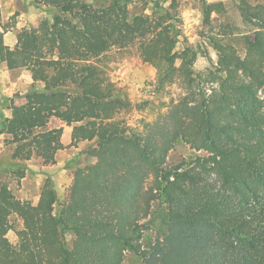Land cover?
I'll return each instance as SVG.
<instances>
[{
    "label": "trees",
    "instance_id": "trees-1",
    "mask_svg": "<svg viewBox=\"0 0 264 264\" xmlns=\"http://www.w3.org/2000/svg\"><path fill=\"white\" fill-rule=\"evenodd\" d=\"M141 1L151 13L131 12V0H33L51 18L0 42V64L32 80L0 118L10 159L54 164L65 146L52 119L73 124L68 145L86 142L88 158L51 216L48 174L36 202L0 180V264H127V253L138 264H264V0H232L239 24L207 37L217 59L205 73L192 45L176 49L177 1ZM224 7L202 0V21ZM123 44L155 68L158 90L182 82L153 121L129 124L135 103L108 75L105 57ZM180 143L197 153L168 161Z\"/></svg>",
    "mask_w": 264,
    "mask_h": 264
},
{
    "label": "rangeland",
    "instance_id": "rangeland-1",
    "mask_svg": "<svg viewBox=\"0 0 264 264\" xmlns=\"http://www.w3.org/2000/svg\"><path fill=\"white\" fill-rule=\"evenodd\" d=\"M176 1L183 30V36L177 43L176 49L181 50L185 42L192 45L197 51L194 69L197 72L205 73L206 70L212 68L217 59L207 37L210 34L218 33L220 25L230 23L236 26L239 24L232 0L209 1H222L225 4L224 11L219 14H211L212 20L209 24L202 21V0ZM129 8L131 12L135 13H151L150 3L145 5L141 0H131ZM52 13V9L36 5L33 0H0V42L12 47L16 42V33L21 28L34 27L42 19L51 18ZM232 41L240 48L238 39H232ZM105 61L109 77L124 85L130 99L135 103L124 112L131 125H135L140 119L155 120L165 113L170 104L184 92L179 79H175L163 90L155 88V68L141 61L136 47L132 44H123L112 48L106 55ZM31 81L25 70H9L4 64H0V118L10 114V110L6 108L9 98L13 97L16 103L20 102L21 99L15 94L21 93ZM62 89L67 92L74 91L70 88ZM72 125L52 119L49 123L50 127H63L61 141L65 147L56 153V162L45 167L36 159L20 161L18 164L24 167L25 175L19 180L16 179L14 173L18 164L10 159L9 147L6 144V139L9 136L0 133V180L8 183L14 195L19 199L36 202L41 184L48 174L58 195L57 200L53 201L50 206V216L66 197V189L71 182L72 170L75 166L74 162L83 165L88 161L86 155L81 152L87 146L86 142H80L77 146L68 145ZM194 153L197 151L190 148L189 145L180 143L169 152L168 161L174 162L181 158H188ZM8 235L12 241H15L16 237L13 231H10ZM68 238L71 239V236ZM125 262L138 264L139 260L133 254L127 253Z\"/></svg>",
    "mask_w": 264,
    "mask_h": 264
},
{
    "label": "crops",
    "instance_id": "crops-1",
    "mask_svg": "<svg viewBox=\"0 0 264 264\" xmlns=\"http://www.w3.org/2000/svg\"><path fill=\"white\" fill-rule=\"evenodd\" d=\"M208 2L210 1V0H207ZM8 116V115H7Z\"/></svg>",
    "mask_w": 264,
    "mask_h": 264
}]
</instances>
